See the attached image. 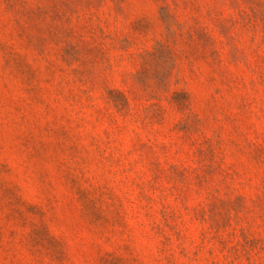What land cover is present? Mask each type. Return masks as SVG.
<instances>
[{
    "label": "rangeland",
    "instance_id": "rangeland-1",
    "mask_svg": "<svg viewBox=\"0 0 264 264\" xmlns=\"http://www.w3.org/2000/svg\"><path fill=\"white\" fill-rule=\"evenodd\" d=\"M0 264H264V0H0Z\"/></svg>",
    "mask_w": 264,
    "mask_h": 264
}]
</instances>
